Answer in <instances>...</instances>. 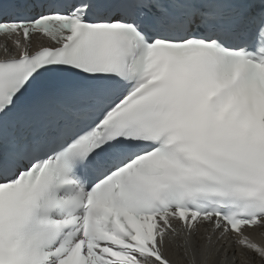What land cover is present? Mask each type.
<instances>
[{"label": "snow or ice", "instance_id": "6c2138e0", "mask_svg": "<svg viewBox=\"0 0 264 264\" xmlns=\"http://www.w3.org/2000/svg\"><path fill=\"white\" fill-rule=\"evenodd\" d=\"M0 51V264H264V0H0Z\"/></svg>", "mask_w": 264, "mask_h": 264}, {"label": "bare ground", "instance_id": "6f19581e", "mask_svg": "<svg viewBox=\"0 0 264 264\" xmlns=\"http://www.w3.org/2000/svg\"><path fill=\"white\" fill-rule=\"evenodd\" d=\"M170 258L174 259L178 264H184L178 255H170Z\"/></svg>", "mask_w": 264, "mask_h": 264}]
</instances>
